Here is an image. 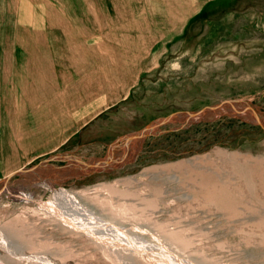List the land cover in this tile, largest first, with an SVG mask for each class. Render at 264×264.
Here are the masks:
<instances>
[{
    "label": "rangeland",
    "instance_id": "rangeland-1",
    "mask_svg": "<svg viewBox=\"0 0 264 264\" xmlns=\"http://www.w3.org/2000/svg\"><path fill=\"white\" fill-rule=\"evenodd\" d=\"M227 100L264 119V0H0V189L48 156L116 158L122 136L159 133L108 172L11 177L0 264H264V130L230 105L156 122Z\"/></svg>",
    "mask_w": 264,
    "mask_h": 264
},
{
    "label": "water",
    "instance_id": "water-1",
    "mask_svg": "<svg viewBox=\"0 0 264 264\" xmlns=\"http://www.w3.org/2000/svg\"><path fill=\"white\" fill-rule=\"evenodd\" d=\"M231 106L236 113L235 115L243 121H247L253 124H258L264 130V119L261 118L257 106L249 101L246 100H227L218 104L206 106L199 111H186V112H176L168 117L162 118L160 120H156L157 124H164L169 122L171 119L181 120L185 119L186 122H192V120L200 116L201 118H207L211 114L218 112L219 110L223 109L224 107ZM151 126H146L142 128L140 131L132 134L124 136L120 139L126 140L127 143L130 141L135 140L136 142H140V144L150 135L152 134H159L153 133L154 128H150ZM184 129V128H175L174 131ZM161 133V132H160ZM140 150V149H139ZM130 152V148L125 149V151L116 158L112 157L111 153H108L104 158H95L92 160H84L78 158L74 155L69 154H61V155H54L51 157L46 158L38 162L35 165L30 167L21 168L16 172L11 173L8 177L5 178L3 181V187L0 189V195L9 190L8 181L13 176L19 177V182L24 184L31 185L33 182L37 180H43V178L39 174V170L45 167L49 162L53 160H61L64 162L61 165V170L66 171L72 168H76L79 170V174L76 175L77 179L81 177L88 176L89 174L99 173V172H108L114 168V164L116 163H129L136 161L140 156V151L136 152L133 155V158H128Z\"/></svg>",
    "mask_w": 264,
    "mask_h": 264
},
{
    "label": "crops",
    "instance_id": "crops-1",
    "mask_svg": "<svg viewBox=\"0 0 264 264\" xmlns=\"http://www.w3.org/2000/svg\"><path fill=\"white\" fill-rule=\"evenodd\" d=\"M198 3H200V1L198 2ZM197 3V4H198ZM188 9H190V8H188ZM193 13L194 12H190V11H186V18L185 19H183V20H181L180 22H175V24L173 25L176 29L178 28V30H183L185 27H186V25H187V23H188V21L190 20V18L192 17V15H193ZM169 35H180L179 33H172V34H169ZM114 89V91L116 90V88L114 87L113 88ZM58 130H59V128H57V130L56 131H54V133L55 132H58ZM134 134V133H133ZM128 135H132V134H128ZM125 136H127V135H125ZM122 137H124V136H122ZM121 137V138H122ZM115 143V142H114ZM125 148H124V150H123V152L125 151V149H126V147L127 148H135V146L137 147L139 144H140V142H136L135 140H133V141H130L129 143H127L126 142V140H125ZM112 146H115V144H111L110 145V147H112ZM122 152V153H123ZM121 153V154H122ZM61 154H69V155H74V156H77L78 158H81V159H84V160H92V159H95V158H91V159H85L84 157H82V156H80V155H78V154H76V153H71V152H61V153H57V154H55V155H61ZM121 154H117L118 156L119 155H121ZM116 154H114V157H116L117 156ZM51 156H54V155H51ZM51 156H48V157H51ZM117 156V157H118ZM47 157V158H48ZM46 159V158H45ZM45 159H43V160H45ZM42 161V160H41ZM40 162V161H39ZM59 162H61V165H63L64 164V162H62L60 159L59 160H53V161H51V162H49V164H47L45 167H43L41 170H39V174H40V176L43 178V180H46V181H50V182H55V181H57V180H63V179H65V178H67V179H70V178H73V179H76V180H78L77 179V177H76V175H78L79 174V170H77L76 168H72V169H69V170H66V171H63V170H61V165L60 164H58ZM32 166V165H31ZM22 168H26V167H22ZM19 169H21V168H19ZM19 169H17V170H15L14 172H16V171H18ZM11 173H13V172H11ZM10 173V174H11ZM9 174V175H10Z\"/></svg>",
    "mask_w": 264,
    "mask_h": 264
},
{
    "label": "bare ground",
    "instance_id": "bare-ground-1",
    "mask_svg": "<svg viewBox=\"0 0 264 264\" xmlns=\"http://www.w3.org/2000/svg\"><path fill=\"white\" fill-rule=\"evenodd\" d=\"M57 199L59 200V202L64 201L65 203H73V198H71V195L66 193V192H61L57 195ZM59 206V205H58ZM72 209V208H70ZM74 210V209H73ZM51 211L54 212L55 214H57L59 217H63L66 221H70L71 223L73 222L72 220V216L74 217L75 214L72 213V212H69L67 210H61V207L60 208H57L56 206H53L51 208ZM69 212V214L67 212ZM78 221V220H77ZM74 223V222H73ZM80 223V224H79ZM75 224H79L82 226V222H75ZM84 227V226H83Z\"/></svg>",
    "mask_w": 264,
    "mask_h": 264
}]
</instances>
